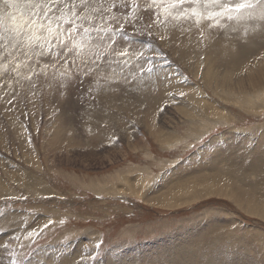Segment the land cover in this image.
Masks as SVG:
<instances>
[{"label": "rangeland", "instance_id": "1", "mask_svg": "<svg viewBox=\"0 0 264 264\" xmlns=\"http://www.w3.org/2000/svg\"><path fill=\"white\" fill-rule=\"evenodd\" d=\"M258 5L0 0V264H264V30L240 56L235 35L251 27L215 25ZM196 20L243 60L217 63ZM185 37L186 53L167 45ZM39 65L61 71L68 96L37 99ZM85 69L126 80L110 84L127 89L108 111L115 129L85 130L98 107Z\"/></svg>", "mask_w": 264, "mask_h": 264}, {"label": "bare ground", "instance_id": "2", "mask_svg": "<svg viewBox=\"0 0 264 264\" xmlns=\"http://www.w3.org/2000/svg\"><path fill=\"white\" fill-rule=\"evenodd\" d=\"M263 4V3H262ZM260 6L258 5V6H255V8H253V9H247L244 13H242V14H240L239 16H237L235 19H233L232 21H229V22H225V21H223V20H221V19H217L216 21H215V25H216V27H218V26H220L221 24H224V23H231V22H239V23H246V27L247 28H250L251 27V30L249 31V32H240V34L239 35H235V42H233L234 44H233V46L234 47H236V49H238L239 50V54H240V56L241 55H243V54H241V53H244V52H247V51H249V49H250V51H252V50H254V46H256L257 44H258V42L256 41V37H255V35H257V34H255V33H258V32H260V31H262V30H264V15H262V13L258 10V8H259ZM195 11L197 12V13H202L203 15H205L206 14V11H204V10H202L201 8H196L195 9ZM260 13V14H259ZM191 24H193V25H200V28H203L204 29V31H202V36H204V41L206 42V43H208L209 45H210V47L212 48V49H214L213 51H212V53H213V55L216 57V59H217V63H220L221 62V64H222V61L223 60H225L226 58L225 57H228L230 60H236L237 58H238V56H236L237 54H235V53H233V50H235L234 48H230V47H228V45H230V43H225V48H223V49H221L220 47H216V43H215V41H214V39H215V37H214V34L212 33V29L211 30H209V28L210 27H208L207 28V24L205 23V21L204 20H199V21H191ZM253 24H254V26H253ZM214 27V26H213ZM215 27V28H216ZM168 30V29H167ZM185 30H187V33H190L192 30H193V28H191L190 26H186V28H185ZM157 35H160L159 33H157ZM248 36V39H250V40H248V41H245L246 39H244V40H240L241 39V37H244V36ZM161 36V35H160ZM241 36V37H240ZM237 37H239V38H237ZM161 38H162V36H161ZM245 38V37H244ZM163 39V38H162ZM187 40H188V38L187 37H185V38H183V39H181L180 41H178V42H173V41H171L169 44H167V45H169V47L170 48H172V49H176V50H178V52H180V53H184L185 51L187 52L188 51V47H187V45H186V42H187ZM245 41V42H244ZM250 44H251V48H250ZM216 47V48H215ZM245 48H248V49H245ZM253 48V49H252ZM257 48V47H256ZM27 49V48H26ZM169 50V49H168ZM249 51V52H250ZM73 52V51H72ZM185 52V53H186ZM254 52V51H253ZM250 53H252V52H250ZM244 54H247V53H244ZM73 56V55H72ZM182 56V55H181ZM239 56V57H240ZM248 56H249V54H248ZM71 57V56H70ZM28 58V57H27ZM30 60H31V62H33V61H38L39 60V64H40V62H42L44 65L45 64H48V65H50L51 64V66L52 67H54L53 65V62L52 61H49V60H47L44 56H41V55H38V53L37 52H35V51H33L32 50V54L30 55V58H29ZM78 58H76V60H77ZM228 59V60H229ZM239 59V58H238ZM74 60H75V58H74ZM243 59H239V60H237L236 62L238 63V62H241ZM69 61V60H68ZM70 62V61H69ZM27 63V62H26ZM37 63V62H36ZM71 63V62H70ZM79 64V61L77 60V61H75L74 62V64ZM230 63V62H229ZM75 64V65H76ZM81 64H82V62H81ZM27 65V64H26ZM71 65H73L72 63H71ZM218 65V64H217ZM227 65V64H226ZM229 65V64H228ZM22 66V65H21ZM25 66V65H24ZM41 65H39V72L37 71V70H35L36 71V73H35V75H36V79L35 80H31L32 82H34V84L36 83V85L41 89V93H39V94H37L36 96H37V99H39V100H42L43 101V99L45 98V96H46V94H49V95H57V96H62L63 94H67V96H68V93L65 91H63V89L62 88H64L61 84L63 83H60V80L58 81V78H57V80L56 79H54V77L55 76H57L58 75V77H59V75H61L62 76V74H57V73H59V72H61V71H59V72H57L55 69H54V72L52 73V72H50L49 70H50V68H49V70H48V68L47 69H45V68H42V67H40ZM78 66V65H77ZM79 66H81V65H79ZM220 66V65H219ZM222 66H224V64L222 65ZM26 67V66H25ZM24 67V68H25ZM33 67V66H32ZM72 67V66H71ZM75 67V66H74ZM29 68V67H28ZM36 68V67H35ZM55 68V67H54ZM61 68V67H60ZM80 68V67H79ZM82 68V67H81ZM223 68V67H222ZM22 69V68H21ZM52 69V68H51ZM73 69V68H72ZM120 68H117V69H115L116 71H118ZM25 70V69H24ZM33 70V69H32ZM49 71V73L48 72H46V71ZM58 70H61V69H58ZM62 70H64V68L62 67ZM105 70V69H104ZM155 70V69H154ZM153 70V71H154ZM71 71V70H70ZM106 71H107V69H106ZM30 72V71H29ZM79 72V71H78ZM83 72H84V74L86 75V77L88 78V83H90V85H91V90L93 91V93H94V98H95V94H96V97L97 98H95L96 99V101L98 102V107L97 106H94L93 105V103H94V101H93V103H90L89 102V104H90V106L91 107H93V108H89V110H84L83 111V116H84V118L85 119H87V123H85V125H84V128H85V130L86 131H88V132H92V131H94V129L97 127V124H98V120H100V119H103L104 121H105V123H107L108 124V126H110V127H112L113 126V122L112 121H114V120H110L111 119V115L108 113V111L109 110H112L111 109V107H113V104H115V103H119V102H117V100H118V98H120V96L122 95H124L123 93L125 92V91H127V89H125V90H123V88H121V89H118L117 90V88L115 89V88H113V90H114V92H116V93H113V90H111L110 91V84H111V86H112V84H116L117 85V83L118 84H121V83H126V80L123 78V76H121L116 82L114 81L115 79H116V75H114V74H111V73H107V72H109V71H107L106 73H103L102 74V76L104 77V78H102V81H100L99 79H97V75L98 74H96V73H92V71L91 70H83ZM25 73V72H24ZM28 73V72H27ZM62 73H63V71H62ZM64 73H65V70H64ZM71 73V72H70ZM102 73V72H101ZM22 74V73H21ZM34 74V72L32 73V75ZM65 74H67L68 75V72H66ZM64 74V75H65ZM77 74V73H76ZM79 74V73H78ZM118 74L119 75H124V74H127V72L126 71H124V70H121V71H119L118 72ZM52 75H54L53 76V78H51L52 77ZM63 75V76H64ZM67 75H65V76H67ZM73 75V74H72ZM146 75V74H145ZM27 76V75H26ZM31 76V75H30ZM68 76H70V75H68ZM19 77V76H18ZM29 77V76H28ZM21 78H22V76H21ZM25 78H27V77H25ZM31 79H33V77H30ZM29 78V79H30ZM49 78V79H48ZM61 78V77H60ZM66 77H64L63 79L64 80H66L65 79ZM143 78V76H141V75H138V76H136L135 77V79H133V81H132V83L131 84H128L127 85V87L128 86H130L129 88H128V90L130 91V90H133V89H135V88H137L138 89V87H136V86H131V85H135V84H138L140 81H141V79ZM19 79V78H18ZM28 79V78H27ZM28 79V80H29ZM51 79V80H50ZM68 79H69V77H68ZM67 79V80H68ZM21 80V79H20ZM20 80H18L17 82H19ZM23 80V79H22ZM61 80H62V78H61ZM70 80V79H69ZM128 80H129V77H128ZM94 81H96L95 83H91V82H94ZM15 82H16V80H15ZM22 82V81H21ZM70 82V81H69ZM264 82V81H263ZM263 82H261L262 84H263ZM14 83V82H13ZM66 83V82H65ZM123 83V85L122 86H124V85H126V84H124ZM260 83V84H261ZM27 84H31V85H33V83H30V81H28L27 82ZM15 85H16V83H15ZM257 85V84H256ZM61 86H62V88H61ZM72 86V85H71ZM119 86V85H118ZM118 86H115V87H118ZM260 85L258 84V87H259ZM90 87V86H89ZM125 87V86H124ZM263 87V86H262ZM67 87H65V89H66ZM255 88V87H254ZM257 88V87H256ZM256 88H255V90H256ZM261 88V87H260ZM16 89H18V87L16 88ZM30 89H31V87L29 88L28 86L27 87H24L23 88V93H21L23 96H25V95H27L28 96V99L30 100V97H29V95L31 94L32 95V93L30 92ZM47 89V90H46ZM64 89V90H65ZM70 89V88H69ZM100 89V96H97V94H98V90ZM71 90V89H70ZM90 90V91H91ZM117 90V91H116ZM140 90H142V92L140 91H138V92H132V93H135L136 94V99H138L139 100V98L141 97V96H143V95H145L144 97H142L141 99H145V97L146 96H148V95H150L149 93L147 94V93H145L144 92V90H145V88H143V89H140ZM14 91V90H13ZM18 91H20V90H18ZM36 91V90H35ZM69 91V90H68ZM148 91V90H147ZM16 92V91H15ZM149 92V91H148ZM17 93V92H16ZM20 93V92H19ZM46 93V94H45ZM122 93V94H121ZM35 96V97H36ZM44 96V97H43ZM65 96V95H64ZM17 97H18V94H17ZM19 97H20V95H19ZM19 97H18V100H19ZM32 97H34V95L32 96ZM31 97V98H32ZM25 98V97H24ZM34 99V98H33ZM123 99V98H122ZM22 100V102H23V99H21ZM27 100V99H26ZM32 100V99H31ZM94 100V99H93ZM67 101V110H68V108L70 109V104H71V101H69V100H66ZM25 102V101H24ZM27 102H28V100H27ZM124 102H126V101H124ZM128 102V101H127ZM27 104V103H26ZM25 103H24V105H26ZM29 104V103H28ZM125 104V103H124ZM30 105V104H29ZM117 105V104H116ZM64 106H65V103H62V109H64L65 110V108H64ZM115 106V105H114ZM127 106H128V103H126L125 105H119V108H121V109H126L127 108ZM74 107V106H73ZM60 108V107H59ZM115 108V107H114ZM113 108V109H114ZM117 108V107H116ZM72 109H74V108H72ZM120 109V110H121ZM115 110V109H114ZM60 111V110H59ZM73 111V110H72ZM119 110H117V112H118ZM67 113H70V111L68 112V111H66ZM102 112H107L106 114H102ZM114 112H116V111H114ZM113 112V113H114ZM62 113V112H61ZM60 113V114H61ZM64 113V112H63ZM66 113V114H67ZM112 113V112H111ZM59 114V115H60ZM109 114V115H108ZM47 115V114H46ZM7 118V117H6ZM8 118H10L9 117V115H8ZM113 118V117H112ZM67 119H69L68 117H67ZM66 119H65V117H64V120L63 121H65ZM103 121V122H104ZM69 122V121H68ZM67 122V123H68ZM110 122L111 123H113V124H110ZM12 123V122H11ZM13 123H14V121H13ZM16 123V122H15ZM65 125V124H64ZM75 125V124H74ZM77 125V124H76ZM75 125V126H76ZM14 126H15V124H14ZM86 126V127H85ZM113 128V127H112ZM111 128V129H112ZM113 129H115V128H113ZM50 131V130H49ZM87 132V133H88ZM76 134V133H75ZM78 135H79V132H78ZM82 140V139H81ZM92 141V140H91ZM120 261H121V264L122 263H124L123 262V260H119L118 262L120 263ZM115 264H117V263H115Z\"/></svg>", "mask_w": 264, "mask_h": 264}, {"label": "snow or ice", "instance_id": "3", "mask_svg": "<svg viewBox=\"0 0 264 264\" xmlns=\"http://www.w3.org/2000/svg\"><path fill=\"white\" fill-rule=\"evenodd\" d=\"M181 2H183V0H181ZM245 6H246V5H244V4L237 5L238 8H240V7H245Z\"/></svg>", "mask_w": 264, "mask_h": 264}, {"label": "crops", "instance_id": "4", "mask_svg": "<svg viewBox=\"0 0 264 264\" xmlns=\"http://www.w3.org/2000/svg\"><path fill=\"white\" fill-rule=\"evenodd\" d=\"M235 15H237V14H235Z\"/></svg>", "mask_w": 264, "mask_h": 264}]
</instances>
